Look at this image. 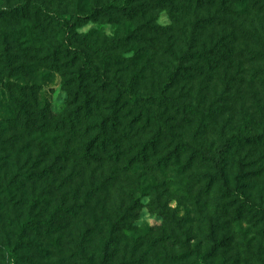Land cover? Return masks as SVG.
I'll return each instance as SVG.
<instances>
[{
  "label": "rangeland",
  "instance_id": "rangeland-1",
  "mask_svg": "<svg viewBox=\"0 0 264 264\" xmlns=\"http://www.w3.org/2000/svg\"><path fill=\"white\" fill-rule=\"evenodd\" d=\"M20 1L0 0V15L4 16L0 19V33L12 32L29 55L31 64L43 44L39 40L41 31L38 26L40 22L44 26L47 24V19L40 15L41 8L49 10L55 18H67L73 12H85L94 6L101 8V13L94 19L85 20L74 32L87 35L88 41L97 46L111 45L104 58L112 54L131 60L132 69H125L130 62L123 61L122 65L116 66L115 60L110 59L107 67L111 77L143 70L145 86L160 84L176 65L175 58L187 49L190 52L203 51L204 57L216 62L215 67L213 63L208 67L201 59L186 63L188 71L200 72L193 97L196 98L198 92L203 95L200 110L204 112L200 114H203L208 128L198 132L195 125L185 127L179 117L169 122L166 134L151 149V161L146 169L133 174L132 180L136 184L150 186V193L141 197L142 204L134 211L131 231L125 233V240L119 243L111 264H199L201 259L203 264H264V220L251 214L234 219L229 211L224 213L221 205L225 203L220 201L216 188L208 194L204 190L208 174L205 166L193 163L188 169L187 157L173 158L167 164L163 162L180 137L196 144L204 142L215 146L217 133L224 128L228 133L240 131L258 138L260 145L240 152L234 150L227 156V185L238 191L249 190L247 194L251 200L264 205V12L258 11L259 5L256 7L253 0H247L246 5L232 6L224 14L218 12L220 7L202 12L194 4L179 3L182 10L175 11L141 0L143 13L129 19L105 8L110 0H35L29 19H20L18 24L10 23L5 15L7 6ZM202 16L205 19L212 17L214 24L199 27L197 24L202 26V23L196 21ZM215 44L219 54L210 52ZM3 51L5 45L0 38V166L1 172L5 173L4 170L13 172L18 166L17 159L11 158L8 167L4 163V155L24 149L26 144L23 121L15 115L16 105L9 98L8 82L33 85L38 91L40 105L48 106L56 114L68 107L70 97L65 84L68 75L63 77L62 71L50 67L43 66L26 75L9 77L3 68ZM169 114L164 112L163 116ZM150 137V133L140 134L129 139L124 147L141 145ZM43 139L48 141L38 140L30 146L33 153L37 155L44 151L55 155L59 150L56 144H60L61 137L49 130ZM240 156L245 157L248 170L257 173L249 177V187L237 188L234 181V159ZM140 168L144 167L140 165ZM100 174V171L96 173L97 176ZM123 190L126 189L117 186L108 197L100 196L97 208L87 214L82 213L77 219H70L59 212L54 214L55 205L63 193L56 190L51 180L29 185L22 191L26 194L25 199L21 195L16 198V207L0 198V264H101L108 238L105 234L108 224L100 219L102 206L106 204L109 209L118 204ZM38 196L41 200L36 202ZM28 214L37 225L44 220L51 224L53 230L46 233L43 227L41 235L19 237L18 223ZM86 231L94 232V241L88 245L87 241L80 242L79 236H86ZM143 237L148 242L157 239L160 242L157 241L154 248L142 245L134 249V259L125 262V250L130 253L129 248ZM163 237L167 242H161ZM214 241L218 243L212 253L210 249ZM8 246L13 247L14 257L9 256ZM165 253L169 256L175 253L181 259L171 261L165 258Z\"/></svg>",
  "mask_w": 264,
  "mask_h": 264
},
{
  "label": "trees",
  "instance_id": "trees-1",
  "mask_svg": "<svg viewBox=\"0 0 264 264\" xmlns=\"http://www.w3.org/2000/svg\"><path fill=\"white\" fill-rule=\"evenodd\" d=\"M149 1L160 7H170L175 11L182 10L179 3L194 4L195 8L202 12L220 7L218 12L225 14L232 6L246 5L247 0ZM253 1L254 6L259 5L258 11L264 12V2ZM33 5L35 0H21L20 3L7 6L5 15L10 23L18 24L20 19H29V11L33 9ZM141 7V0H110L105 5V8L125 15L129 19L142 14ZM101 11V8L94 6L85 12H73L67 18H55L49 10L41 8L40 15L47 19V24L44 26L40 22L38 26L41 31L39 40L43 41V44L38 49L33 64L29 62V55L12 32L0 33L5 45V51L2 53L5 59L3 68L9 77L26 75L43 66L50 67L62 71L63 77L68 75L65 84L70 97L68 107L56 114L52 113L48 106L40 105L38 91L34 90L33 85L28 86L24 83L14 85L13 82H8L6 86L9 98L12 104L16 105L15 115L23 121L25 128L23 137L26 144L24 149L9 151L3 157L8 167L11 158H16L18 167L13 172L4 170L3 173L0 166V198L11 207H16L18 204L16 198L21 195V198L25 199L26 194L22 191L29 185L47 183L51 180L56 190L63 193L55 205L54 214L59 212L70 219H77L82 213L87 214L96 209L100 196L108 197L111 190L113 191L117 186L126 189L120 195L118 204L115 203V206L109 209L106 204L102 206V217L106 218L100 219L108 224L105 231L108 238L104 244L106 251L101 257V264H111L119 243L125 240V233L131 231L134 211L142 204L141 197L147 192L150 193V186L136 184L132 180L133 174L139 169H146L145 166L151 161V149L160 143L161 136L170 128L169 122L179 117L185 127L195 125L198 132L208 128L203 114H200L204 112L200 110L203 95L198 92L196 98L193 97L196 78L200 72L188 71L186 63L201 59L208 67L212 63L215 67L216 62L204 57L203 51L190 52L187 49L175 58L176 65L160 84L145 86L144 71H134V68L132 70L134 72H129L132 73L131 75L120 74L111 77L107 67L110 59L115 60L116 66L122 65L123 61L131 60L119 56L118 58L117 55L112 54L104 58L108 55L111 45L97 46L88 41L87 35H78L74 32L85 20L94 19ZM208 17L205 19L202 16L197 19L196 22L202 23V26L197 25L205 28L214 24L212 17ZM3 18L4 16L0 15V19ZM216 46L217 44L210 52L219 54ZM131 64V62L127 64L125 69L130 67L132 69ZM88 86L92 89L87 88ZM164 112L170 113L169 116L164 117ZM49 130L55 131L56 135L61 137L60 144H56L59 150L55 155L44 151L35 155L30 146L38 140L48 141L43 138L47 136ZM148 133L151 137L143 144L124 147L129 139ZM216 138L217 144L214 146L204 142L196 144L195 141L180 137L163 162L167 164L173 158L187 157L188 169H191L193 163L205 166L208 174L204 182V190L208 194L216 188L220 201L225 203L221 205L224 213L229 211L234 219H242L246 214H251L254 218L264 220V205L251 200L247 194L249 190L238 191L229 187L226 171L229 154L234 150L240 152L245 148L260 145V141L240 131L228 133L224 128L219 130ZM234 160L236 187L245 185L249 187L247 181L251 175L257 174L256 171L248 170L245 157L240 156ZM48 161L52 162L48 163ZM140 165L144 168H140ZM98 171L101 172L99 176L96 175ZM39 200H41L40 196L37 197L36 202ZM18 227L21 233L19 237L23 235L28 237L31 234L39 235L43 227L46 228L44 232L50 233L52 226L44 220L37 225L36 220L34 221L28 214L18 223ZM56 227L61 226L56 225ZM84 235L86 236L79 234L80 242L87 241V244L94 241L93 231H86ZM162 239V243L167 242L164 237ZM157 241L160 242L158 239L148 242L146 237H143L137 242L138 244L129 248L130 253L128 249L125 250L124 261L134 259V249L142 245L154 248L158 245ZM217 243L213 242L210 249L212 253L215 252ZM7 251L9 256L14 257L13 247L8 246ZM176 255L174 253L169 256L165 253V258H170L171 261L181 259ZM201 261L202 263L199 264H203L204 260Z\"/></svg>",
  "mask_w": 264,
  "mask_h": 264
}]
</instances>
